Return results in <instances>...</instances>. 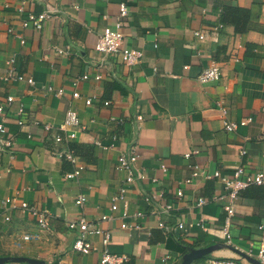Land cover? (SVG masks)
Returning <instances> with one entry per match:
<instances>
[{"label": "crops", "instance_id": "obj_1", "mask_svg": "<svg viewBox=\"0 0 264 264\" xmlns=\"http://www.w3.org/2000/svg\"><path fill=\"white\" fill-rule=\"evenodd\" d=\"M120 3L127 7L122 18ZM236 7L248 15L245 24L237 25L242 31L222 21L223 10ZM44 10L51 17L40 28L21 26L27 15ZM118 19L124 45L143 53L138 63L127 65L117 54L94 49L101 31ZM218 23L222 27L214 40L210 36ZM196 30L205 32L206 39L199 40ZM11 55L34 85L5 79V61ZM212 60L220 67L219 79L200 82V72ZM82 74L88 78L74 86ZM263 84L264 0H0V120L13 142L10 149L1 148L6 135L0 133V256L98 264L100 237H90L96 247L90 253L74 251L76 232L65 219L79 213L95 219L110 212L111 197L125 175L116 167L117 156L135 145V166L146 178L127 186L128 216H122L118 202L115 218L101 223L111 232L110 252L125 257L122 264H178L184 247L217 244L219 248L191 264L224 258L254 264L232 248L256 258L264 230V188L240 191L227 244L222 184L202 174L193 176L192 171L196 166L203 173L218 170L228 176L239 165L264 171ZM44 86L62 88L64 94L46 92ZM74 88L80 94L77 99L71 97ZM6 96L14 101L5 104ZM87 97L92 98L88 105ZM219 104L227 120L251 121L226 131ZM68 108L76 110L79 126L61 131ZM72 131L74 138L62 143L53 139L56 133ZM61 149L84 165L78 177H64L72 165L57 156ZM178 189L181 196L176 195ZM153 192H162L161 202L172 204L170 215L161 217L164 221L192 227L167 235L157 228L152 207L143 199ZM78 193L87 198L82 208L74 204ZM7 197H15L16 205L23 200L47 209L48 226H37L19 207L4 208ZM199 197L207 200L201 207L196 206ZM137 211L142 216L132 217ZM200 219L202 226L197 224ZM122 222L128 227L121 228ZM24 235L31 237L24 240Z\"/></svg>", "mask_w": 264, "mask_h": 264}, {"label": "built area", "instance_id": "obj_2", "mask_svg": "<svg viewBox=\"0 0 264 264\" xmlns=\"http://www.w3.org/2000/svg\"><path fill=\"white\" fill-rule=\"evenodd\" d=\"M20 10V8H18ZM119 17L122 18L127 13V7L124 3H120L118 6ZM51 13L49 10H44L37 14H29L25 19L22 20V27H35L40 28L43 20L50 18ZM122 21L118 19L112 27H105L101 33L99 34L97 41L95 43L94 49L96 52L101 54H117L121 57V60L127 64L132 65L138 63L141 60L143 55L142 51L139 49L128 48L124 45V36H123V26ZM222 27L221 23H218L213 29L211 34V39L216 40V32ZM12 31L11 28L8 29ZM193 34L199 39H206V33L201 30H196ZM20 42L23 43L24 40L20 37ZM6 64V76L5 79L17 81V82H25L29 85H34L35 81L31 76L26 77L22 73L19 72V69L16 64L15 55H11L5 61ZM220 77V67L217 62L210 61L209 65L206 66L199 74L198 80L200 82H208L212 80H217ZM88 78V74H82L79 79H75L73 81V85L76 86L77 81L85 80ZM95 79H98L99 76H95ZM44 90L46 92H52L57 96H62L64 94L62 88H54L53 86H44ZM262 96H264V84L261 89ZM72 99H77L80 97V94L76 88L73 89L71 93ZM14 101L12 96H6L5 104H11ZM92 101L91 97H87L84 99L85 104H90ZM107 105L109 102H103ZM0 100V112L2 110ZM221 116L223 117V126L224 129L228 132L236 129L238 124L243 125L247 122L251 121V118H245L240 122L229 121L226 119V109L221 104L218 105ZM23 111L22 106L18 107V112L21 113ZM18 125L23 124L22 119L17 120ZM79 126V118L76 110L73 108H68L65 112V117L63 124L59 127L61 131H65L67 127H77ZM48 128V126H45ZM0 133H3L5 138L1 140V148L7 147L11 148L12 146V138L8 134V129L4 126L3 122L0 120ZM75 132H68L65 135H61V133H56L53 137L55 142L62 143L63 140L67 138H74ZM245 151L242 150L241 154H244ZM57 156L65 158L71 165L72 170L67 172L64 177L65 178H76L80 175V173L84 169V165L79 162L78 157L72 154L67 149H61L56 152ZM189 154H186L188 156ZM138 159V154L136 153V146H130L127 151L121 152L117 156L116 167L124 171V180L123 184L120 185L118 191L113 194L111 197V202L109 205V213L100 214L95 219L88 218L85 214L79 213L74 218L65 219L66 226L74 230L76 232V236L72 242V249L76 252L87 254L91 251L95 250L96 247L93 245L90 237L92 235H97L100 237V241L102 243V252L99 259L98 264H122L125 260V257L111 253L109 250L111 243V232L108 229L102 228V222H108L115 218L114 212L118 210V202H122V216H128L127 212V186L133 184L135 182H140L146 178V173L143 169H139L135 166V162ZM204 179H217L221 182L222 188L225 192L226 202L223 205V210L225 212V217L222 224V232L227 244H231V234L229 231V227L232 221V217L235 214V202L239 197V193L241 190L246 189L250 186H259L264 188V171H249L244 166H237L228 176L221 174L218 170L213 172L203 173L199 171V169L194 166L192 175L197 176L201 175ZM155 181V178L152 179ZM177 196L182 195V190L178 189L176 191ZM163 197L162 192H153L151 194H144V201L148 203L151 207V213L157 218V228L161 229L164 234H172L176 230L185 231L187 228H191L192 224L185 225L182 222H176L175 224H170L164 221L161 217L163 215L169 216V210L172 208V204L161 202V198ZM86 195L84 193H78L74 198V204L79 208H82L86 202ZM15 197H7L3 201L4 208H6V204L8 207L12 209H17L19 207L22 211H25L28 216H30L37 226L39 227H47L49 224V220L51 214L47 209L39 208L35 205H30L23 200H19L18 205L15 204ZM207 200L203 197L197 198L196 206H203ZM142 216L141 211H137L132 214V217ZM4 219L6 221L10 220V216L8 214L4 215ZM203 220L200 219V222L197 224L202 226ZM121 228H127L128 223L122 222L120 224ZM261 228V226H259ZM31 236L24 235L22 238L24 240L30 239ZM257 252L256 258L260 261L261 264H264V230L261 229V234L259 237V241L257 244ZM214 264H239L237 260L234 258H224V259H214L212 261Z\"/></svg>", "mask_w": 264, "mask_h": 264}, {"label": "water", "instance_id": "obj_3", "mask_svg": "<svg viewBox=\"0 0 264 264\" xmlns=\"http://www.w3.org/2000/svg\"><path fill=\"white\" fill-rule=\"evenodd\" d=\"M219 247L220 246L217 244L199 248L187 247V251L181 256L180 262L178 264H191L193 261L210 254L212 251ZM232 249L235 251V253H237L240 257L244 258L245 260L254 264H261L257 258H254L248 255L247 253L237 250L235 248ZM4 263L51 264L42 259L22 255L0 256V264Z\"/></svg>", "mask_w": 264, "mask_h": 264}, {"label": "trees", "instance_id": "obj_4", "mask_svg": "<svg viewBox=\"0 0 264 264\" xmlns=\"http://www.w3.org/2000/svg\"><path fill=\"white\" fill-rule=\"evenodd\" d=\"M229 12V14H228ZM227 12L226 9L223 10V23H228V24H232L238 31H242L244 29L243 28H239L237 27V25L240 23H244V21L247 19V13L245 12V10H243L242 8H239V7H236V8H233V9H229V11ZM243 20V21H241ZM246 23V21H245ZM244 23V24H245ZM254 187H259V186H254ZM249 188V187H247ZM187 247H184L182 252L183 254L185 253ZM206 256L202 257V258H205ZM4 264H12V263H4Z\"/></svg>", "mask_w": 264, "mask_h": 264}]
</instances>
